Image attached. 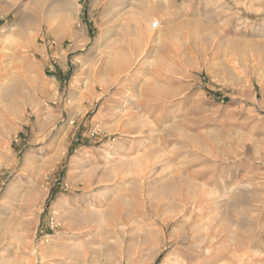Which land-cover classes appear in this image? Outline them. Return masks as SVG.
I'll list each match as a JSON object with an SVG mask.
<instances>
[{"label": "rangeland", "instance_id": "rangeland-1", "mask_svg": "<svg viewBox=\"0 0 264 264\" xmlns=\"http://www.w3.org/2000/svg\"><path fill=\"white\" fill-rule=\"evenodd\" d=\"M0 264H264V0H0Z\"/></svg>", "mask_w": 264, "mask_h": 264}, {"label": "bare ground", "instance_id": "bare-ground-1", "mask_svg": "<svg viewBox=\"0 0 264 264\" xmlns=\"http://www.w3.org/2000/svg\"><path fill=\"white\" fill-rule=\"evenodd\" d=\"M163 3H165V1H163ZM152 6H154V5H152ZM156 6V5H155ZM161 6V5H160ZM156 25H159L158 23H153V26H156ZM130 43V42H129ZM129 48H130V46H129ZM131 49V48H130ZM132 54V53H131ZM117 57H119V56H121V55H116ZM129 56V55H128ZM133 57H134V55H133ZM134 60V59H133ZM139 60V59H138ZM129 61H127V60H125V57L124 58H122V57H120V58H118V60H117V69H118V71H119V74H121V73H123L124 71H128V74H130V70H129V68L131 67V65L133 64V62L132 63H128ZM138 62V61H137ZM115 63V62H114ZM135 63V62H134ZM138 64V63H137ZM124 74H126V72L124 73ZM152 101V100H151ZM133 108V107H132ZM153 126V125H152ZM151 129V128H150ZM160 130V129H159ZM138 132V131H137ZM188 197V196H187ZM197 200H200V199H197ZM201 201V200H200ZM200 201H198V202H200ZM198 202L196 203V204H198ZM201 203V202H200ZM199 210V209H198ZM204 213V211H201L199 214H203ZM198 214V215H199ZM213 235V234H212ZM213 238V237H212ZM213 249V248H212ZM212 249H209V252H211V250ZM211 258V257H210Z\"/></svg>", "mask_w": 264, "mask_h": 264}]
</instances>
